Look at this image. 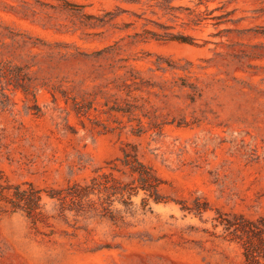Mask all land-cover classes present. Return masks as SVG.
I'll return each instance as SVG.
<instances>
[{"label": "rangeland", "instance_id": "374dc122", "mask_svg": "<svg viewBox=\"0 0 264 264\" xmlns=\"http://www.w3.org/2000/svg\"><path fill=\"white\" fill-rule=\"evenodd\" d=\"M125 149L162 202L9 210L0 264H246L222 219L264 220V0H0L8 181L62 189Z\"/></svg>", "mask_w": 264, "mask_h": 264}, {"label": "trees", "instance_id": "16d2710c", "mask_svg": "<svg viewBox=\"0 0 264 264\" xmlns=\"http://www.w3.org/2000/svg\"><path fill=\"white\" fill-rule=\"evenodd\" d=\"M108 168H99L85 181H74L62 189L43 188L33 182L13 184L0 170V216L9 210L22 211L28 216L42 213L45 198L58 203L61 216H101L115 220L112 205L134 204L133 197L143 191L142 202L152 199L162 202L160 193L164 180L155 169L144 163L137 150H123L122 156ZM124 176L127 180L119 178ZM224 228L232 239L241 243L246 264H264V220H249L238 215L234 219H222Z\"/></svg>", "mask_w": 264, "mask_h": 264}]
</instances>
